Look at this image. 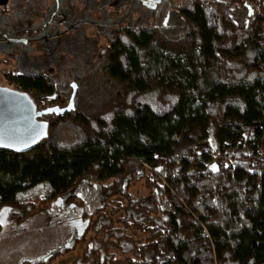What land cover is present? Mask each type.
<instances>
[{
	"label": "trees",
	"instance_id": "1",
	"mask_svg": "<svg viewBox=\"0 0 264 264\" xmlns=\"http://www.w3.org/2000/svg\"><path fill=\"white\" fill-rule=\"evenodd\" d=\"M156 21L99 34L70 81L4 73L36 111L75 94L30 151L0 150V212L90 188L94 264H264V0H185Z\"/></svg>",
	"mask_w": 264,
	"mask_h": 264
},
{
	"label": "rangeland",
	"instance_id": "2",
	"mask_svg": "<svg viewBox=\"0 0 264 264\" xmlns=\"http://www.w3.org/2000/svg\"><path fill=\"white\" fill-rule=\"evenodd\" d=\"M183 1L185 0H167L166 5L160 4L157 9L162 11L168 5H177ZM10 4L9 0L5 11L0 8V12L4 11L1 12L0 25L6 27V32L10 35L19 30L24 32L17 33L20 38L15 39V43L0 41V56L7 60L6 67L0 65V85L9 88L14 87L8 84L1 70L12 66L10 56L16 61L18 73L49 71L57 74L58 78L70 81L74 72L83 70L81 64L87 63L89 69L93 70L96 65L93 64L94 55L98 47L104 44V38L99 34L108 33L110 28L119 25L148 26L156 23L158 18L135 0H14V6ZM83 190L82 188L79 192L82 193ZM114 200L121 201L119 198ZM47 214L38 213L29 218L27 224L24 223L23 227L31 229L25 237L37 241L40 232L43 234L41 236H59L62 233L61 228L48 222L51 217ZM68 232L66 226L63 236H68ZM127 235L135 243H140L143 239L134 230ZM23 236L16 235L14 238L18 240L12 237L3 242L6 245L14 242V246H11L14 253L18 250L24 253L25 246L19 242ZM5 252L0 248V255ZM77 253L78 251H74L58 257L51 264H69ZM114 253L117 259L122 258L117 251Z\"/></svg>",
	"mask_w": 264,
	"mask_h": 264
},
{
	"label": "flooded vegetation",
	"instance_id": "3",
	"mask_svg": "<svg viewBox=\"0 0 264 264\" xmlns=\"http://www.w3.org/2000/svg\"><path fill=\"white\" fill-rule=\"evenodd\" d=\"M166 1L167 0H135V2L142 5L145 10L156 14L158 18L166 13L167 6L162 11H158L157 6L160 4L166 5ZM10 2V5L14 6V0H10ZM8 6L9 0H7L5 4L0 5V8L5 11V8ZM144 6H146V8ZM4 11L2 10L1 12ZM1 12L0 18L2 17ZM163 23H166V19L163 20ZM7 30L6 27L0 25V41L15 43V39L20 38L17 33L24 32L23 30H19L17 33L15 32V34L10 35L6 32ZM9 56L10 55H8V57ZM9 58L12 60V66L7 70H1L3 76L6 71L12 68L16 69V61H14L13 56ZM1 66L6 67V65ZM7 82L13 87H16L14 82H9L8 80ZM89 189L90 188H87L82 191L83 196L82 194L81 196L84 197L82 201L76 199L75 202L67 203L62 197V199L56 200L50 208L40 212L43 214L47 212V215L51 217V221L49 220L48 222H51L53 226L61 228L62 233L59 236H41L43 234L40 232L39 240L33 241L31 238L25 237V234H29L31 229L23 227L24 223L27 224L28 219L33 216L24 221H18L17 216L10 212V209L5 213L0 212V220H2V222H0V248L6 251V255H0L1 264H9L10 262H13V264H51L56 258H61L74 251H78V253L72 258L69 264H94V253L93 250H91L94 249V240H92L93 234L89 233L91 236H87L88 234L82 233L83 229L86 230L85 225L89 222L91 214L95 212V207L90 200L91 191ZM80 202H82L81 205H79ZM66 226L69 229L68 236H63ZM7 231L11 232L7 233ZM21 234L24 236L19 242L25 246V251L23 253L21 250H18L14 253V250L11 249V246H14V242L11 245L7 243L8 246L5 242L8 239H12V237L14 240H18L14 237ZM4 240L5 242H3ZM17 247L21 248L20 246ZM80 247L81 250H79Z\"/></svg>",
	"mask_w": 264,
	"mask_h": 264
},
{
	"label": "water",
	"instance_id": "4",
	"mask_svg": "<svg viewBox=\"0 0 264 264\" xmlns=\"http://www.w3.org/2000/svg\"><path fill=\"white\" fill-rule=\"evenodd\" d=\"M7 0H0V5ZM153 1V0H152ZM64 108L52 106L36 111L28 94L0 85V150L26 153L46 138L48 124L39 120L44 114L62 115L72 108L75 86Z\"/></svg>",
	"mask_w": 264,
	"mask_h": 264
},
{
	"label": "built area",
	"instance_id": "5",
	"mask_svg": "<svg viewBox=\"0 0 264 264\" xmlns=\"http://www.w3.org/2000/svg\"><path fill=\"white\" fill-rule=\"evenodd\" d=\"M18 87L16 86V87H14V89H17Z\"/></svg>",
	"mask_w": 264,
	"mask_h": 264
},
{
	"label": "snow or ice",
	"instance_id": "6",
	"mask_svg": "<svg viewBox=\"0 0 264 264\" xmlns=\"http://www.w3.org/2000/svg\"><path fill=\"white\" fill-rule=\"evenodd\" d=\"M0 222H2V220H0Z\"/></svg>",
	"mask_w": 264,
	"mask_h": 264
}]
</instances>
